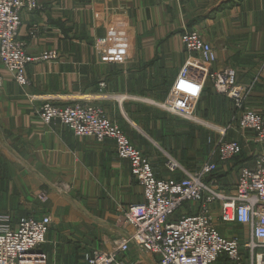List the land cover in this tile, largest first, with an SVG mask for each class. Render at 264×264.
<instances>
[{
    "label": "crops",
    "instance_id": "1",
    "mask_svg": "<svg viewBox=\"0 0 264 264\" xmlns=\"http://www.w3.org/2000/svg\"><path fill=\"white\" fill-rule=\"evenodd\" d=\"M37 2L39 9L22 14L18 38L27 56L54 51L58 58L28 63V86L0 67V217L14 227L20 218L50 216L41 247L47 264H85L105 240L126 236L121 209L141 203L142 190L128 162L116 156L113 141L97 143L57 123L44 124L38 108L49 98L63 104L87 96L148 157L157 178L179 177L166 168V155L184 170L197 171L216 160V132L157 107L187 61L180 37L185 30L198 31L216 53L209 71L231 70L236 85L246 90L244 105L264 118V0ZM194 113L206 124L230 125L224 139L241 146L236 163L235 157L216 173L228 191L240 167H253L260 146L238 128L232 102L209 82ZM195 210L186 204L180 215ZM211 215L222 236L241 243L250 238L247 226L221 223L218 203ZM135 251L131 246L124 255L126 264H154ZM242 258L248 264L244 251ZM214 264L231 263L220 258Z\"/></svg>",
    "mask_w": 264,
    "mask_h": 264
},
{
    "label": "built area",
    "instance_id": "2",
    "mask_svg": "<svg viewBox=\"0 0 264 264\" xmlns=\"http://www.w3.org/2000/svg\"><path fill=\"white\" fill-rule=\"evenodd\" d=\"M37 9V0H0V67L20 86L29 84L25 77L28 63L58 58L54 51L27 56L24 43L18 38L22 14ZM31 36H35L33 28ZM180 39L187 61L167 97L157 107L193 124L208 125L218 133L216 160L205 162L197 171H186L168 159L166 168L179 177L157 178L148 157L87 96L70 97L63 104L49 98L36 111L41 122L57 123L75 137L92 138L97 143L113 141L116 156L128 162L130 175L142 190L141 203L121 209L126 236L113 240L110 249L93 250L86 256L85 264H126L124 255L131 246L138 257L154 259V264H214L220 258L231 264H242L243 251L248 256V264H264V118L244 105L246 90L236 85L231 70L209 71V66L217 61L216 53L198 31L185 30ZM207 81L217 94L232 102L238 128L249 132L254 143L260 146V151L253 156V167H240L234 186L228 191L222 190L216 173L221 164L240 154L241 146L224 139L230 125L215 127L195 116ZM217 203L221 223L247 226L248 240L241 243L237 237L222 236L218 232L211 215V208ZM186 204L196 209L194 213L171 220ZM51 221L50 216H29L20 218L11 227L7 217H0V264H47L41 247L46 242Z\"/></svg>",
    "mask_w": 264,
    "mask_h": 264
},
{
    "label": "rangeland",
    "instance_id": "3",
    "mask_svg": "<svg viewBox=\"0 0 264 264\" xmlns=\"http://www.w3.org/2000/svg\"><path fill=\"white\" fill-rule=\"evenodd\" d=\"M208 82V81H207ZM175 117V116H174ZM178 118V117H177ZM200 126V125H199ZM202 127V126H201ZM217 134V135H216ZM215 134V141H216V138L218 137L219 138V135H218V133H216ZM214 138V137H213ZM238 156V155H237ZM236 157V156H235ZM235 157L232 159V160H230V161H233L234 159H235ZM165 158H169V160L171 159L170 157H168V155H166V157ZM237 158L238 157H236V159L234 160V164L236 163V161H237ZM229 161V162H230ZM236 177H237V174H236ZM216 178H217V176H216ZM180 216V211L179 212H176V214H174V216L171 218V220H176L178 217ZM52 230V229H51ZM109 240V241H108ZM112 240H114V238H110V239H107V240H105V243H104V246H103V250H104V247L106 246V245H108L109 244V242L110 241H112Z\"/></svg>",
    "mask_w": 264,
    "mask_h": 264
}]
</instances>
